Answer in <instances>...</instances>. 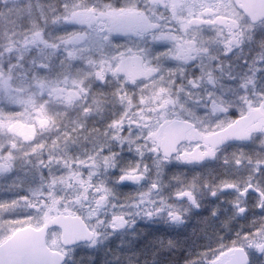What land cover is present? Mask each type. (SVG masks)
I'll use <instances>...</instances> for the list:
<instances>
[{"label":"snow or ice","instance_id":"6c2138e0","mask_svg":"<svg viewBox=\"0 0 264 264\" xmlns=\"http://www.w3.org/2000/svg\"><path fill=\"white\" fill-rule=\"evenodd\" d=\"M161 7L167 13V19L175 27V34L163 29L155 36L157 42L170 43L171 47L169 52L158 53L156 58L159 59L162 55H167L175 62L184 64L200 58L201 53L207 49L203 48L202 41L196 38V26L216 24V18L209 19L208 17L221 15V5L209 3V0H155V9ZM63 8L64 11L54 17L53 22L71 24L75 30L66 31L58 38V42L52 43L46 38L44 30L38 28L30 39L25 40V44L43 45L44 49L52 50L48 55L49 63L38 64L41 69H48L51 57L63 51L64 58L61 64L69 69L76 61L80 60L86 61L91 66L92 71L89 75L100 82H108L109 77L119 81L126 78L125 86L117 89L113 95L126 101L127 109L113 124L118 125L129 114V111L138 107L139 105L136 103L138 99L139 104L152 105L153 107L149 110L163 113L162 116L155 117V130L151 132L153 143L157 147H163L165 153H169L176 150L180 140H202V146L206 150L200 152L198 159L214 157L218 146L230 139L247 140L253 133L264 131V102L257 106L249 104L247 114L244 109H240L239 119L220 121L215 125V129L201 130L197 127L199 121L193 123L182 119L175 113H173L174 119L168 117V108L175 101L171 98L169 89L160 82H153L156 90L151 96L141 95L137 98L127 95L125 91L127 82L151 78L159 69L146 62L145 56L149 50L141 51L138 46L131 45H112L111 37L113 34L142 36L152 32L156 28L153 22L154 13L139 10L135 3L117 8L108 3L98 4L95 0H83L79 4L65 3ZM161 18L165 17L161 16ZM252 18L255 19V16ZM236 23L237 20H234L231 25H226L227 30L231 32ZM110 47H115L117 51L109 53ZM121 48H125L126 51L120 52ZM85 51L100 53L101 59L97 60L91 55L84 56ZM14 67L15 65L10 66L7 74L4 70H0V138H2L0 139V174H10L16 171L22 158H26L31 163V158L38 156V174L41 178V185L37 192L30 191L29 196L43 195L49 200L51 206L55 207L58 202L66 199V194L62 196L56 191L57 183L70 187V181H80L85 191L88 186H85L80 176L77 175L74 158L57 152L59 144L62 143L67 147L71 142V133H65L63 139L58 135L50 143L42 141L40 136L42 131L51 129L57 123L56 115L51 112L49 106L54 102H59L65 109L76 107L82 99L81 94L89 92L86 78L72 77L68 73L58 74L56 77L47 75L34 77L31 82H17L12 75ZM169 71L172 73L171 69ZM162 80L163 77H161ZM208 81L212 82L210 73ZM45 96L48 99H44ZM208 99L213 111L227 112L231 107L230 104L225 106L223 103H217V100L211 95ZM81 111H89L87 102L81 106ZM111 126L112 124H110ZM156 128H159L160 131L157 132ZM169 128L181 129L184 135L178 136L174 141H166L163 138ZM158 140L160 143L157 144ZM197 147H201V145L198 144ZM45 152L48 154L47 161L42 158ZM83 163L84 161H80L81 165ZM236 163L239 164L241 161L237 159ZM257 163L264 166L262 161ZM53 164L63 165L67 175L59 178L53 176L45 184L44 181L47 178L44 177L43 170L49 169L51 175ZM180 195L191 196V193H181ZM260 195H264V193H260ZM103 202L101 199L97 203ZM261 206H264V201H261ZM173 218L180 219L178 215ZM123 223L122 217H115L116 226H123ZM244 240L249 247L264 252V226H261L250 236L244 237ZM220 251L223 249H220L215 256H219ZM211 264H217V261L213 259Z\"/></svg>","mask_w":264,"mask_h":264},{"label":"rangeland","instance_id":"374dc122","mask_svg":"<svg viewBox=\"0 0 264 264\" xmlns=\"http://www.w3.org/2000/svg\"><path fill=\"white\" fill-rule=\"evenodd\" d=\"M218 4L221 5V9L223 10H231L235 12V8L232 4V0H216ZM83 0H0V70H4L7 74V70L10 66L20 65L22 68V72L20 73V68L14 69L12 68V73L15 72L17 74V78L14 76V80L17 82H31L34 77H40L47 75L49 77H55L54 71L60 70L61 65L56 64L54 62L51 63L50 68L46 69L45 72H40L38 69L39 60L36 59H26L23 60L25 56H27L26 52L34 49V46L31 44L26 45L25 40L30 39L33 32L40 29V26L43 24L46 26L54 25L53 19L60 13L64 11L63 5L65 3L68 4H79L82 3ZM98 4L110 3V0H95ZM120 2V0H117ZM128 4L136 3V0H126ZM24 21V22H23ZM59 27L66 29L67 24L63 22H56ZM20 26V27H19ZM27 26V27H24ZM22 29V30H20ZM42 29V28H41ZM8 31L12 32L9 33ZM69 31V30H66ZM66 31L61 30L53 35L51 39L52 43L57 42L56 37L58 35L64 34ZM72 31V30H71ZM50 42V41H49ZM19 47V48H18ZM32 47V48H29ZM36 51V49H35ZM62 56L64 57L63 51H61ZM17 59V60H16ZM21 61H24V65L30 62L28 71L24 72L23 64ZM34 69V70H33ZM90 77V76H89ZM88 78V77H85ZM264 86V83L260 84V87ZM232 90L237 94V90L239 87H234L232 85ZM23 94V93H22ZM71 133V142L65 147L64 144H59L57 148L58 153H63L64 156L75 154H85L84 163L81 165L80 161L75 162V169H82L85 173H89L93 177V181L98 185L99 188L102 189H110L114 185L116 186V190L119 193L117 200L113 206V211L116 210H125L128 216L137 215L138 217H145L149 211H155L159 220L156 224L151 222H146L145 220H140L138 228L142 226V229H145L143 226L147 227H156L159 228L164 234H166V226L170 227V232L168 237L173 238V234L179 233L181 236L183 243L184 240L195 239L203 240L207 244H211L215 246V250L218 251V245L222 244L218 238L223 236V233L215 232L214 230V221L204 217L202 214L205 211L206 203L209 202V198H213L212 195L214 191L219 193V190L216 189L215 185L212 183H208L202 179V176L196 175L192 172L179 173L172 172L169 170L168 174L162 173L157 166H155L150 159V157H146L145 159H141L140 161H133L129 157H125L127 151L123 153L111 155V158L102 162L97 163V157L95 152H90L89 146L83 145V148H79V146H74L75 141L73 140V136H75V129L71 126L67 127H57V125L53 126L49 130H45L41 133V140L46 142H51L56 139L59 135L61 139H63L65 133ZM100 142H96V140L91 141V147L93 150L102 151L104 146ZM143 149V148H142ZM97 152V151H96ZM45 157V158H44ZM93 157V158H91ZM44 160L48 159L47 152L44 153ZM75 159V157H74ZM76 158L75 160H78ZM38 156H33L31 158V163L28 162L26 158H22L21 163L18 165L16 171L12 172V176L16 178L15 183L12 185L13 192L8 197H2L0 193V243L3 242L7 237L11 235L17 228L23 227L26 225H34L41 226L48 216H52L58 213L64 212H72L76 213L72 207L69 206V201L64 199L56 204L55 207H52L49 200L46 199L43 195H32L29 196V192H37L41 185V178L38 174ZM47 161V160H46ZM106 164L107 166H105ZM146 166L145 168H141ZM104 167L103 169H100ZM104 170L107 172V176H113L112 173H117L116 178H138L139 175H144L145 171H148V175L145 176V181L141 183L139 188H125L124 183L118 181L109 182L108 180H102L101 177L96 175L99 174L100 171ZM192 174L194 176L192 177ZM43 175L47 179L44 181L46 184L48 180L54 177H61L67 175L66 169L61 165L58 168H55L54 165L51 166V175L49 169L43 170ZM148 180V181H147ZM73 187H76L74 180L70 181ZM107 184H111L109 186ZM152 185L159 187V193H155ZM185 186H189L192 191L195 192L197 200L196 203L199 207H192L189 205L181 206L179 198L182 196L181 193H184ZM137 187V186H135ZM56 191L59 192L62 196L72 191L71 188L65 186L64 184L57 183L55 185ZM174 195L176 197V201L170 200L169 197ZM27 197V198H26ZM205 198V201H204ZM182 212L186 218L190 221L187 227L183 225L177 227L168 223V220L165 219L168 213H177ZM125 219L127 218L124 217ZM116 227L115 220L113 221V228ZM206 228H210V231L205 232ZM228 230L231 229L229 225L227 227ZM214 230V231H213ZM239 230V229H238ZM135 235L137 233V229H133ZM188 232L189 233H182ZM246 233V230H245ZM156 236V234H153ZM155 236H152L156 238ZM209 236V237H208ZM248 235L243 234L244 237ZM207 237V238H205ZM134 238L132 233H126L123 236H116L115 238L111 237L108 233H104L100 236L99 246L98 247H80L76 248L75 256L77 260V264H92L99 257H102L105 261L113 259L116 261L120 260V255H116V251H112V247L119 249V253L124 250L132 247L130 241ZM241 237L237 239V244L232 246H241L244 247L243 243H240ZM50 242L56 250L65 252L67 255L70 254L71 249H64L61 244V234L56 231L51 233ZM183 243L181 244L183 246ZM226 243V242H225ZM107 245V246H106ZM228 244H224L220 249L228 250ZM173 243L169 240V244L166 242V247L171 248ZM245 248V247H244ZM219 249V250H220ZM223 251H220V253ZM251 255L255 259L253 264H260L257 262L258 259H263L264 256H259V252L252 251ZM218 256H215L216 260ZM197 259V258H196ZM125 260V259H122ZM198 260L207 261V255L199 257ZM107 262V264H109ZM113 262V261H112ZM122 264V263H118Z\"/></svg>","mask_w":264,"mask_h":264},{"label":"clouds","instance_id":"9594fccd","mask_svg":"<svg viewBox=\"0 0 264 264\" xmlns=\"http://www.w3.org/2000/svg\"><path fill=\"white\" fill-rule=\"evenodd\" d=\"M113 7H123L128 3L126 0H110ZM136 5H138L139 10L146 11L149 13H154L153 22L156 28L152 32L145 33L142 36H128L121 34H113L111 37L112 45H131L138 46L141 51L145 49L149 50L145 56L146 62L152 67H157L159 71L154 73L151 78L140 79L136 82H127L125 91L128 96H135L139 98L143 96H151L155 87L153 82H160L162 85L169 89L171 98L175 101L173 105L168 108V117L174 118L173 113L178 114L182 119L188 120L193 123H197V127L201 130L210 129L211 125L217 124L220 121H227L230 119H235L236 116L233 115V110H236V114H239L240 109H246L249 104L252 106H257L258 104L264 102V92H261L255 88L252 89L251 93L246 92L242 97L238 98V101L233 102L231 107L228 108L227 112H216L212 110V106L209 103V95L214 97L216 95L214 89L216 87L215 83H212V91L206 90L205 99L201 96L198 91L201 88H205L209 81H205L200 75H196L193 78H188L185 76V72L188 70L187 66L191 64L193 67L199 66V59H195L189 63L182 64L178 68H173L171 62L174 60L167 55H162L157 59L158 53L169 52L171 50L170 43H159L155 40V36L158 35L159 31L163 30L165 25L162 21H170L164 12L157 14L155 11V0H150L149 6H144V0H136ZM161 16L165 18L162 19ZM209 19H214L215 17H208ZM238 22L232 27V31L229 32L224 27L217 24H204L202 27L209 29L213 32L214 37H218V53L217 59L219 63L217 67L221 65L227 66L230 63V58H235L239 56L240 52L247 50L250 53H254L252 59L255 60L257 55L264 54V19L253 21L249 17L241 16L237 18ZM73 30H75L73 28ZM72 30V31H73ZM63 35V34H62ZM62 35H58L55 39L58 42V38ZM235 36V39L233 37ZM230 42V43H229ZM207 49V48H206ZM240 50L239 52L237 50ZM115 47H110L108 49L109 53L116 52ZM120 52L126 51L125 48L119 49ZM204 51V53H207ZM89 55L95 57L97 60L101 59L100 53H90ZM172 70V75L175 76L179 73V77L183 83L187 80V84L184 87L175 84L174 79H165V71ZM223 72V68H221ZM161 77L163 80L161 81ZM126 78L120 80L121 86H125ZM194 82V83H193ZM191 86L189 89L188 86ZM196 91H192V90ZM138 107L136 111L133 112V117L139 122L135 129L131 131L137 137H143L144 143L140 145L145 151L141 153L146 157H150L153 164L159 168L162 173L168 174L169 170L172 172L185 171L192 172L199 175V170L202 169L205 164L210 159H215L216 157H204L203 159H198L199 153L196 152L197 142H181L177 145L176 150L165 153L157 150L152 142L150 133L155 130L153 120L155 117L162 116L163 113L159 111L149 110L153 107L150 104H139V100L136 101ZM205 125L209 127L205 128ZM122 130V129H121ZM253 140H258L261 143V147H264V131H257L248 139V142ZM206 149L201 145L200 151ZM99 154V153H98ZM77 175L80 176L87 190L81 186L80 181H75L76 187L72 185L69 187L72 191L66 194V199L69 201V206L80 215L88 223L89 228L96 233V235L90 241L77 242L76 245L71 247L70 254L66 256L63 264H77L75 252L76 248L83 244L87 247H98L100 236L104 233H108L111 237L123 236L126 233H132L135 236L133 229H137L140 220H145L146 222H151L156 224L159 220L157 213L155 211H149L145 217H138L137 215L128 216L125 210L113 211V206L117 200L119 193L114 185L110 189H101L93 181V177L89 173H85L82 169L75 170ZM150 171V170H148ZM148 171H145L144 175H148ZM118 183V182H117ZM154 191H159L155 185H152ZM191 193L189 195H182L179 198L181 206L189 205L192 207H199L196 203L197 197L194 191L191 190L189 186H185L184 193ZM103 199V203H97ZM170 200L176 201V197L171 195ZM244 211L238 210V215L245 219V224L241 226L239 230L232 231L229 236V241L236 239L238 236L241 237L240 243H243L245 250L249 254L248 264H252L251 252L257 251L264 255V252L257 250L254 247H249L246 242L243 241V234L250 236L252 233L257 231L261 226H264V206L261 204L254 206L253 209H248L247 206L243 208ZM251 213V215H249ZM178 215L180 219H174L173 216ZM120 216L123 218V226H116L113 228V221L115 217ZM127 218L125 219L124 217ZM165 219L168 223L175 225L177 227L183 225L187 227L190 221L182 212H177L175 214L168 213ZM246 229V233H245ZM144 240H136L132 247L124 249L121 255L125 257L122 264H147L149 257H154V264H211L215 255L218 251L215 250V246L205 243L204 246L197 249L194 253L190 249L182 246L179 240L171 248L166 249H156L153 250L151 247L152 236L148 235L147 229L143 230ZM107 246V245H106ZM227 246H231L229 243ZM181 252L184 253L181 257ZM207 255V261L198 260L195 257ZM134 259H130L133 258ZM100 264H107L104 259H101ZM264 264V261L261 262Z\"/></svg>","mask_w":264,"mask_h":264},{"label":"flooded vegetation","instance_id":"af4514ba","mask_svg":"<svg viewBox=\"0 0 264 264\" xmlns=\"http://www.w3.org/2000/svg\"><path fill=\"white\" fill-rule=\"evenodd\" d=\"M149 3L150 0H144L145 7H148ZM209 3L218 4V1L209 0ZM155 11L159 14L164 12V9L161 7L155 9ZM221 12V15L215 17L217 21L216 24L225 29H227L226 25H231L238 17L245 16L238 10L233 12L231 10L221 9ZM164 14L167 15L165 12ZM162 23H164V29L166 31H171L175 34V27L172 23L167 21H162ZM53 24L54 25L49 26L43 24L40 26V29L42 28L44 30V34L50 42L53 35L61 32V30H73L71 24H67L66 29L59 27L56 22H53ZM203 25L204 24L196 26V38L202 41V47L207 48L208 52L201 53V57L198 58L200 61L199 66L193 67L189 64L187 66L188 70L185 72V76L188 78H193L198 74L202 76L205 81H208V74H211L212 82H209L205 88L198 90L201 96L205 99L208 98L206 96V90H213V82L216 85L214 89L216 95L214 98L217 100V103H223L225 106L238 101V98L242 97L246 92L251 93L253 88L264 92L263 85L259 88L260 84L264 83V54L257 55L255 60H253L252 56L254 53L245 50L240 52L239 56L230 58V63H228L226 67L224 65L217 67V64L219 63L216 58L219 51L217 48L219 38L214 37L213 32L209 29L203 28ZM132 36L137 35L132 34ZM41 49H44L43 45L34 46V49L26 52L27 56H25L23 60L38 58L39 62L49 63L48 55L52 50L44 49L41 51ZM237 51L239 52L240 50L238 49ZM89 54L90 53L87 51L83 53L84 56H89ZM63 58L61 51L58 52L54 57H51L50 66L52 62L61 65ZM27 63L28 64L24 65V61H22L23 68L25 69L24 72L28 71L31 65H29L30 62ZM171 64L173 68H178L182 66L183 63L173 61ZM221 68H223V72L221 71ZM38 69L40 72H45L46 70L39 67ZM91 71V66L88 65L86 61L80 60L76 61L70 69L62 64L60 70L54 71L56 76L58 74L62 75L70 73L72 77H79L81 79L88 77L86 78V83L89 89L88 93L81 94L82 99L78 102L77 106L72 109H65L63 105L59 104V102H54L49 106L51 112L56 115L57 127H73L76 132L75 136H73V140L75 141L74 146H79V148H83V145L89 146L88 151L95 152L98 159L97 163H103L105 160L111 158V155L123 153L124 151H127L125 157H129L133 161L138 160L139 162L141 159H145L146 156L141 155L145 150L140 147V145L144 143V139L142 136L137 137L134 132L131 131L132 129H135L139 123L132 115L136 109L129 111V114L124 117L118 125L113 124V122L119 119L122 113L127 109L126 101H122L116 95H113L117 89L122 87L120 81L116 78L109 77L108 82H100L93 76L89 75ZM39 76H41V73ZM169 78L174 79L175 84L180 85L181 87H184V85L187 84V80H184L182 83L179 73H176V75L173 76L169 70H166L165 79ZM232 85L237 88L239 87L237 94L232 90ZM188 87L189 89L191 88L190 85ZM192 91L196 90L193 89ZM44 99H48V97L45 96ZM85 102H87L89 107L88 112L81 111V106L84 105ZM244 110L245 114H247L248 107ZM65 113L67 114L65 115ZM233 115L236 116L235 119L240 118V112L237 115L235 109L233 110ZM152 123L156 124V121L153 120ZM110 124H112L111 127ZM207 127L209 126L205 125V128ZM211 128L215 129V124L211 125ZM156 131L159 132L160 129L156 128ZM217 131H219V129H217ZM150 137L153 142L151 133ZM93 140L102 143L103 145L101 146H104L105 148H103L101 152L93 150L91 147V141ZM192 141H196L197 145H203L202 140L185 139V142ZM156 143L158 144L160 141L158 140ZM154 145L157 150L162 151L161 147H157L156 144ZM196 152L200 154V147L196 148ZM69 157H75V159L79 158L78 160L74 159L75 166L76 161H83L86 156L85 154H75V156L69 155ZM215 157V159L208 160L205 166L199 170V173L204 181L212 183V185H215L216 189L219 190V193L214 191L212 195L213 198H209V202L206 203L205 214L209 213L208 215H212V221H214V219L216 221L214 222V225L219 227L220 233H223V236L218 238L221 240L220 242L225 241L231 243V246L228 247L231 248L223 250L216 259L217 264H227L231 259L235 248L238 247L232 245L237 244L236 241L239 238L238 236L230 242L229 236L232 231L240 229L241 226L245 224V219L238 215V210L243 209L245 205L248 209H253L254 206H257L261 204V201H264V195H260V193H264V166L257 163L258 161L264 162V147H261V143L258 140H253L252 142H248V140L233 141L228 144H223V146H219L216 149ZM237 159H239L241 163L237 164ZM53 165L58 169L61 166V164ZM104 165L107 166L106 164ZM103 168L104 167H101L100 169ZM178 172L186 173L185 171ZM106 173L107 172L102 170L96 176L101 177V181L108 180L110 183L115 181H118V183L119 181L123 182L125 188L131 187L140 189V184L145 181L144 175H139L138 178L135 179L130 178L126 180L124 178H116L115 176L118 175L117 173H112L113 176H107L108 173ZM193 176L194 174H192V177ZM15 180L16 178L13 177L11 173L0 174V193L2 194V197H8V195L10 196L15 192L12 187ZM131 180H134L136 183L129 182ZM109 186L112 185L110 184ZM154 192L159 193V191ZM56 215L57 214L48 216L46 220ZM249 215H251V213H249ZM46 220L44 222H46ZM229 225L231 226L230 230L227 229ZM217 245V250L219 251L222 244ZM259 256L264 255L259 253ZM251 258L253 264L255 259L252 255ZM262 261H264V257L263 259L257 260L260 264Z\"/></svg>","mask_w":264,"mask_h":264},{"label":"water","instance_id":"95a60500","mask_svg":"<svg viewBox=\"0 0 264 264\" xmlns=\"http://www.w3.org/2000/svg\"><path fill=\"white\" fill-rule=\"evenodd\" d=\"M235 1L238 8L251 20L264 19V0ZM253 16L255 19L252 18ZM181 135H184L181 129L170 128L165 140L174 141ZM183 140H180L179 143ZM233 141L243 140L233 138L219 146ZM54 228L61 231L62 244L65 248H71L77 242L90 241L95 236V233L89 229L81 217L72 214H60L46 220V223L40 228L27 226L17 230L6 242L0 245V264H63L66 255L48 246V233ZM247 254L243 248H236L227 264H248Z\"/></svg>","mask_w":264,"mask_h":264},{"label":"trees","instance_id":"16d2710c","mask_svg":"<svg viewBox=\"0 0 264 264\" xmlns=\"http://www.w3.org/2000/svg\"><path fill=\"white\" fill-rule=\"evenodd\" d=\"M18 68H20V73L22 72V68H21V66L20 65H16L15 67H14V69L16 70V69H18ZM12 75L15 77V78H17V74H15V72L14 73H12ZM213 218H211V220H212ZM147 229V231H148V235L149 236H155V235H153V234H156V238H154L153 237V240L151 241V247H152V249L153 250H156V249H166L167 247H166V242L169 244V240H171L172 241V243H173V245L174 244H176L177 242H178V240H179V243L180 244H182L183 243V240H182V238H178V237H180L181 235L180 234H173L174 235V237L173 238H168V237H165V235L166 234H164L159 228H156V227H149V228H146ZM143 230H145V229H143ZM143 230H139L138 232H137V236L136 237H134V239L133 240H131L130 241V243H131V245L136 241V240H140L141 242H143V240H144V236H143ZM214 230H215V232H218V233H220V230H219V227L218 226H215L214 227ZM213 230V231H214ZM210 230H209V228H206V232L208 233ZM190 231H188V232H186V233H189ZM177 236V237H176ZM208 239V238H207ZM185 242L183 243V246H185L186 248H188V249H190L191 250V252H195L197 249H199V248H201L202 246H204L205 245V239H203V240H196V238L195 239H189V240H184ZM229 242H226L225 243V241L222 243V246L224 245V244H228ZM237 243V242H236ZM112 249V251L113 250H115L116 251V255L115 256H119L120 255V260H118V261H116L115 259H113V256L111 257V259H109V260H111V262L109 263V264H118V263H122V261H124V260H122V259H125V257H123L122 255H121V253H119V249H116V248H114V247H112L111 248ZM120 251H122V250H120ZM181 257H183V255H184V253L183 252H181ZM200 256H197V257H195V258H199ZM101 259H103L102 257H99L98 258V260H96L94 263H92V264H100V262H101ZM130 259H134V257L133 258H130ZM109 260H107L106 262H109ZM113 261V262H112ZM147 264H154V257H149L148 258V261H147Z\"/></svg>","mask_w":264,"mask_h":264}]
</instances>
